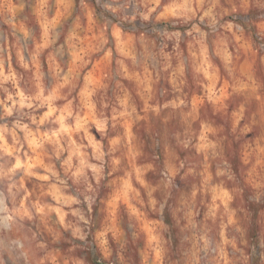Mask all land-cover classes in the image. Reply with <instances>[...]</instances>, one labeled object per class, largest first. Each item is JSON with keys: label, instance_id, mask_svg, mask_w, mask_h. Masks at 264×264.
I'll return each instance as SVG.
<instances>
[{"label": "clouds", "instance_id": "clouds-1", "mask_svg": "<svg viewBox=\"0 0 264 264\" xmlns=\"http://www.w3.org/2000/svg\"><path fill=\"white\" fill-rule=\"evenodd\" d=\"M72 3L0 22V264H264V0Z\"/></svg>", "mask_w": 264, "mask_h": 264}, {"label": "rangeland", "instance_id": "rangeland-1", "mask_svg": "<svg viewBox=\"0 0 264 264\" xmlns=\"http://www.w3.org/2000/svg\"><path fill=\"white\" fill-rule=\"evenodd\" d=\"M21 2L22 0H0V22L7 16H20L19 8ZM5 4H7V10H5ZM65 7L68 11L75 12L76 5L72 3V0H65ZM60 11H63V9ZM43 67L47 68V57L44 58ZM89 71L92 72V79L95 80L99 78V74L103 71V68L101 65H97L94 71L91 68Z\"/></svg>", "mask_w": 264, "mask_h": 264}]
</instances>
